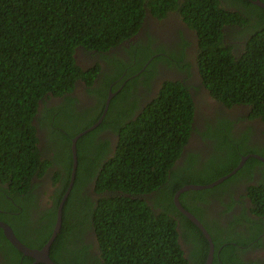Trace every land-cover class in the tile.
I'll list each match as a JSON object with an SVG mask.
<instances>
[{"label": "trees", "instance_id": "1", "mask_svg": "<svg viewBox=\"0 0 264 264\" xmlns=\"http://www.w3.org/2000/svg\"><path fill=\"white\" fill-rule=\"evenodd\" d=\"M253 1L240 0L237 10L229 12L218 6V0H184L181 6L169 0L161 7L168 1L0 0V182L5 186L0 187V221L29 248L40 249L47 242L69 184L71 139L97 122L111 91L116 94L101 123L75 143V177L62 205L61 226L50 245V259L54 264H204L208 242L176 209L174 194L185 185L211 183L235 169L241 156L256 153L264 157V150L248 146L245 136L235 140L229 133L216 132V151H223L219 159L215 154L197 165L193 154L182 158L197 108L187 88L165 83L134 119L130 108L122 109L115 118V107L126 102L131 82L137 78L126 81L119 91L117 83L109 90L108 74L102 71L99 75L104 77L93 87L98 72H83L73 53L78 47L95 50L114 69L111 80L120 84L126 68L127 75L138 72V83L145 88L152 74L151 66L141 68L150 57L148 52L142 53L146 46L138 43L144 60L138 59L136 71L106 52L137 33L146 8L158 15L173 9L195 32L200 78L209 97L227 108L245 105L249 118L264 122V8ZM229 26L234 28L224 32ZM80 79L86 83V92L96 93L98 98L95 109L77 113L73 99L65 95L73 92ZM49 95L62 97L63 102L47 108L43 104ZM39 103L43 105L39 126L51 131L54 152L50 158L37 148L33 120ZM223 124L226 122L218 123ZM107 128L118 137L112 149L108 140L97 137ZM254 167L264 177V163L249 158L217 186L178 196L181 206L197 218L211 239V264H257L239 257L242 251L238 246L246 250L249 240L245 235H232L239 223L237 217L222 226L206 207L196 203L205 202L214 192L220 194L219 190L234 184L243 173L250 174ZM46 169L54 187L52 205L42 208L38 221L32 222L30 232L37 234L33 238L27 225L32 208L38 205L33 179ZM87 188L98 197L92 200L85 194ZM248 191L252 213L260 218L255 221L243 213L240 221L260 229L264 224V184ZM14 195L18 207L8 200ZM260 233L251 240H261ZM2 244L3 264L32 263L9 244L0 229Z\"/></svg>", "mask_w": 264, "mask_h": 264}, {"label": "flooded vegetation", "instance_id": "2", "mask_svg": "<svg viewBox=\"0 0 264 264\" xmlns=\"http://www.w3.org/2000/svg\"><path fill=\"white\" fill-rule=\"evenodd\" d=\"M166 1H168V3H162L160 7L169 4V0ZM176 2L181 6L180 4H182L184 0H176ZM240 3V0H218V6L229 12L237 10L235 7L239 6ZM160 9L163 10L162 8ZM233 28L234 27L231 26L226 27L224 32H227L229 29L232 30ZM138 43L140 46H146V49L142 51V53L145 54L148 52L150 54L147 63L141 67L151 66L149 67L152 72L151 77L148 79L149 86L145 88H142L144 84L138 83V75L135 77H133L134 75H127L126 68H124V66L130 64L131 68L136 71L138 59L140 62L144 60V57H141L138 52ZM240 45L241 42L239 41V45H237L238 49H240ZM150 51L153 53H150ZM197 51L195 32L187 26L185 21L175 10L168 8L165 10L164 14L158 15L153 14L149 8H146V12L142 18V24L137 33L129 38L127 42L106 52L108 55H111V57L112 55H117V61L124 63L122 67L124 69L120 76V79H123V81L120 84L117 81L111 80L114 69L109 64V61H104L102 55L97 51L78 47L73 53V58L75 59V64L83 72L88 70L91 72L94 70L98 72L92 80L93 87H97V82L104 77L103 74L101 75L102 77L99 75L102 71L108 74L109 90H111V86L116 85V83L118 84L116 89L119 88L118 90H121L122 87L126 85V81L130 79V82L132 79L137 78V80H132L131 82L130 94L126 102L115 107V118L120 117L122 109L127 110L128 108L134 111V114L131 116L134 118L142 109L154 101L162 85L166 82L179 83L187 88L197 108L194 110L192 132L183 149L182 158L186 157L188 154H193L196 156L195 162H198L197 165L210 161V158L215 154L218 156L217 159H219L223 151H216V146L218 144L216 143V138H213L216 132L229 133L230 137L235 140L245 136L248 146L257 148L258 151L262 152V150H264V122H261L258 118H249V108L245 105H233L227 108L209 97L200 78L196 57ZM167 63H170L171 66ZM136 74H138V72L135 73V75ZM86 88V83L80 79L76 82L73 92L65 95L73 99V108L77 113L89 109L90 107H94V109L96 107L95 104L98 94H88ZM49 96L48 98H44L45 103L43 105L47 108L58 107L63 102L62 97L55 98L51 95ZM40 104L41 103H39V105ZM43 105L39 106L38 112L35 115L36 119L41 116ZM220 120L221 122L225 121L226 124H223L224 126H219L218 123ZM226 128H228V132ZM97 137L98 139L108 140L109 149L115 147L118 138L110 128L99 133ZM37 138L39 140L38 148L40 150H49L51 148L50 133L46 128L38 125ZM248 154L260 156L256 153H247L246 155ZM51 156L52 154H49L48 157L50 158ZM248 159L249 158H247L245 162ZM197 165H195V167H197ZM48 171L49 170L46 169L41 176H36L33 179L36 183V188L33 193L38 201V205L37 208H32L31 214L29 213L30 223H27L28 235L33 238H35L37 234L30 232L32 222L38 221V218H40L38 214L40 211L42 212V208L49 209L52 205L50 196L53 194L54 187L49 183L50 175H47ZM262 180H264V177H262L258 167H254L251 169L250 174L243 173L234 184L219 190L220 194L214 192L206 196L205 202H201L200 200L196 201L200 206L206 207L211 217L215 218L222 226H226L228 221H232L234 217H237L239 223L234 225L236 230H232L231 233L232 235L240 234L248 237L249 243H247L246 250L238 246L240 249L239 252L242 251L239 257L246 263L255 261L257 264H264V224L258 229L253 225L246 226L243 221H240L241 214L243 213L255 221L260 218L255 215V213H252V203L248 196V189L250 187L259 186L260 184L263 185L264 182H260ZM0 187L3 188L5 186L0 182ZM85 194L90 195L92 200L98 197L93 194V190L90 188L85 190ZM16 196L17 195H14L12 200L10 198H8V200L18 207L16 204ZM219 199H221V201H219ZM1 201L0 198V203ZM10 214L12 213L10 212ZM258 233H260L259 237L261 240L258 238L251 240V238L258 235ZM0 247L3 248L4 244ZM93 249L94 248L90 251L92 254ZM186 249L187 248L183 247L184 252H186ZM3 262L4 255L0 253V264H3Z\"/></svg>", "mask_w": 264, "mask_h": 264}, {"label": "water", "instance_id": "3", "mask_svg": "<svg viewBox=\"0 0 264 264\" xmlns=\"http://www.w3.org/2000/svg\"><path fill=\"white\" fill-rule=\"evenodd\" d=\"M253 3L255 5L261 7V8H264V3H262L260 0H255V1H253ZM115 94L116 93H113L111 91L108 92V95H107L106 100H105V104H104V108H103L102 114H101L100 118L97 120V122L94 123L92 126H90L88 129H86L85 131L77 134L75 137H73L71 139L70 149H71L72 164H71L69 184H68V187L66 189V192L63 195V198L61 199V201H60V203H59V205L57 207V212H56V218H55L54 226H53L51 235H50L49 239L47 240V242L40 249L29 248V247L21 244L15 238L12 230L9 228L8 225H6L3 222H0V229L2 230V233H3L4 237L7 239V241L17 251L22 253L24 256H27V257L31 258L33 260V262L31 264H38V263H40V264H54L52 262V260L50 259V257H49V248H50V245L52 244V242L54 241L57 233L60 230L61 215H62V205H63V202L66 199L68 193L70 192V190L72 188L73 180H74V177H75L76 166H77L75 143H76V141H77V139L79 137H81L86 132L95 129L101 123V121L103 120V117L105 116L107 107L109 105V101ZM247 158H254V159L259 160V161L264 163V158H262L261 156H258V155H255V154H248L246 156L241 157V159H240L238 165L236 166V168L233 169L230 173H228V174L216 179L215 181H213L211 183L205 184V185H199V184L185 185L181 189H179L173 196V203H174L176 209L181 214H183L191 223H193L200 230V232L202 233V235L204 236V238L208 242V253H207V256H206L204 264H211L212 263L213 245H212L211 239H210L207 231L201 225V223L197 220V218H195L191 213L186 211L181 206V204L179 203V200H178V196H179L180 193L188 191V190L198 191V190L208 189V188H212L214 186H217L218 184L222 183L224 180L228 179L237 170H239L242 167V165L244 164V162H245V160Z\"/></svg>", "mask_w": 264, "mask_h": 264}, {"label": "clouds", "instance_id": "4", "mask_svg": "<svg viewBox=\"0 0 264 264\" xmlns=\"http://www.w3.org/2000/svg\"><path fill=\"white\" fill-rule=\"evenodd\" d=\"M255 1V0H254ZM146 67V66H145ZM145 67L144 68H142V70H144L145 69ZM138 74H136V75H131V76H133V77H135V76H137ZM166 83H169V82H166ZM165 84V83H164ZM163 84V85H164ZM162 85V86H163ZM142 88H144V85L142 86ZM119 91V90H118ZM108 95V94H107ZM50 97V96H49ZM157 97V96H156ZM63 101V100H62ZM39 108V107H38ZM108 108V107H107ZM143 110V109H142ZM132 119H134V118H132ZM35 121V122H34ZM38 125H39V121H38V118L36 119H34L33 120V126L35 127V131H36V137H37V128H38ZM51 131H49V133H50ZM38 139V138H37ZM38 144H39V140H38V142H37V148H38ZM39 149V148H38ZM39 152H40V154H43V155H46L47 157L49 156V154L51 153V149H49V150H47V149H44V150H40L39 149ZM42 155V156H43ZM49 158V157H48ZM3 188H5V187H3ZM18 189V188H17ZM9 198V197H8ZM12 204V203H11ZM3 212V211H2ZM10 213V212H9ZM12 213V212H11ZM1 222V221H0ZM10 228V227H9ZM11 229V228H10ZM12 230V229H11ZM12 232H13V230H12ZM3 234V233H2ZM13 234H14V232H13ZM15 235V234H14ZM15 238L17 239V237L15 236ZM18 240V239H17ZM19 241V240H18ZM20 242V241H19ZM21 243V242H20ZM10 244V243H9ZM21 244H23V243H21ZM24 245V244H23ZM26 246V245H25Z\"/></svg>", "mask_w": 264, "mask_h": 264}, {"label": "rangeland", "instance_id": "5", "mask_svg": "<svg viewBox=\"0 0 264 264\" xmlns=\"http://www.w3.org/2000/svg\"><path fill=\"white\" fill-rule=\"evenodd\" d=\"M50 144H51V153L50 154H52V151L54 152V148L52 147V142H51V140H50Z\"/></svg>", "mask_w": 264, "mask_h": 264}, {"label": "bare ground", "instance_id": "6", "mask_svg": "<svg viewBox=\"0 0 264 264\" xmlns=\"http://www.w3.org/2000/svg\"><path fill=\"white\" fill-rule=\"evenodd\" d=\"M202 225V224H201ZM203 226V225H202Z\"/></svg>", "mask_w": 264, "mask_h": 264}]
</instances>
